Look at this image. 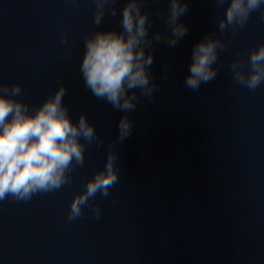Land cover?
<instances>
[{
  "label": "water",
  "instance_id": "water-1",
  "mask_svg": "<svg viewBox=\"0 0 264 264\" xmlns=\"http://www.w3.org/2000/svg\"><path fill=\"white\" fill-rule=\"evenodd\" d=\"M125 0L109 4L99 25L94 0H0V85L35 109L60 85L73 122L81 113L102 143L85 146L70 183L28 199L0 200V264H264V83L249 90L233 79L239 58L264 44V7L243 28L221 33L215 0H187V34L175 47L153 41V99L138 96L127 113L132 134L118 143L125 113L97 99L80 65L85 38L120 31ZM115 7V16L111 8ZM169 0H143L149 38L169 32ZM206 35L224 42L217 77L198 91L185 86L192 50ZM118 182L69 220L73 198L103 169L109 150ZM101 209L99 217L94 208Z\"/></svg>",
  "mask_w": 264,
  "mask_h": 264
},
{
  "label": "clouds",
  "instance_id": "clouds-1",
  "mask_svg": "<svg viewBox=\"0 0 264 264\" xmlns=\"http://www.w3.org/2000/svg\"><path fill=\"white\" fill-rule=\"evenodd\" d=\"M117 0H94V23L99 25L109 4ZM224 9L218 19V29L223 33L229 27L235 35L236 27L243 28L250 15L264 7V0H215ZM143 0H125L121 10L120 31H95L84 41V54L80 71L85 86L97 99L106 101L116 111L125 113L118 122L117 142L122 144L133 130V122L127 113L136 109L138 96L152 100L156 85L151 79L150 67L154 62L151 51L153 41L175 47L187 34V26L180 17L188 12L187 0H169L164 23L169 32H156L149 38L148 13L142 11ZM111 8V15H116ZM225 44L213 35H206L192 50V62L185 86L198 91L202 84L213 81L218 74L215 67L218 49ZM248 71L237 58L231 64L234 81L249 90H256L264 83V44L248 54ZM22 93L21 86L0 85V200L8 195L28 199L34 193L53 191L70 183L69 171L85 163V141L101 144L95 126L86 114L81 113L73 122L64 104V85L35 109L16 99ZM117 154L107 153L104 168L89 179L84 190L77 194L70 205L69 220L82 215L84 206L97 194L108 197L109 190L118 182ZM99 217L101 209L94 208Z\"/></svg>",
  "mask_w": 264,
  "mask_h": 264
}]
</instances>
